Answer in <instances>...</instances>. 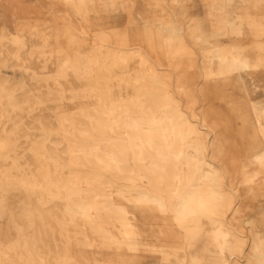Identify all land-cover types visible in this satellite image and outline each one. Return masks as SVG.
<instances>
[{
	"label": "bare ground",
	"instance_id": "bare-ground-1",
	"mask_svg": "<svg viewBox=\"0 0 264 264\" xmlns=\"http://www.w3.org/2000/svg\"><path fill=\"white\" fill-rule=\"evenodd\" d=\"M72 1L99 12L91 0ZM162 2L140 5L157 13ZM208 12L209 44L186 53L179 36L187 23L195 29L191 15H173L166 45L164 24L145 13L141 27L119 29L114 18L99 29L102 46L75 51L80 67L42 61L29 71L33 85L0 74V125L19 115L0 129V264H264V100L251 102L253 133L233 135L250 140L245 161L224 167L226 135L213 129L209 140L203 114L184 109L203 85L173 68L186 54L203 82L241 70L244 90H264V0H223ZM20 18L12 33L0 32L1 54L8 42L19 58L28 43L29 59L68 58L48 43V23ZM51 105L44 121L40 111ZM30 115L41 141L31 159L17 142Z\"/></svg>",
	"mask_w": 264,
	"mask_h": 264
},
{
	"label": "rangeland",
	"instance_id": "rangeland-1",
	"mask_svg": "<svg viewBox=\"0 0 264 264\" xmlns=\"http://www.w3.org/2000/svg\"><path fill=\"white\" fill-rule=\"evenodd\" d=\"M223 0H186L181 2H174L173 0H163L161 7L158 8L157 13L149 11L147 6L140 5L143 3V0H117V2L122 3L124 7H116V11L112 6L106 5L110 0H91V6H100L99 12L96 9L85 10L82 7L75 6L72 0H35L36 5L40 8V14L26 12L24 15L40 17L41 23H48L50 28L47 29L46 38H48V43L53 42L55 47H61L62 50L68 55V58L63 59H29L24 56L25 49L28 46V43L25 44V49L20 50L21 57L15 58L11 56L10 52L13 50L14 46L7 42V46L1 50L2 54L0 56V74L3 75L8 83H14L17 81L23 82L26 81L27 85H33L29 81L30 69H37L41 67L42 61L54 62L58 61L64 63L63 67L67 68H76L80 67L77 63H82V58L73 57L76 53L75 51L86 50L90 47H100L102 44L98 40L97 31L99 29H109L112 27L114 18H117V23H119V29L129 28L130 21L134 24H138L141 27L142 14H151L152 17H148V21L158 19L161 23L164 24L165 34L164 44H168L173 35H170V30L177 28L176 18L174 14L180 15L181 13L191 15L192 22L195 26V29L189 27V23L182 26L181 30L183 36L181 38V44H184L187 48L184 49L185 53L189 52L192 49V46L206 47L211 40V27L209 17H212L215 14V10L209 15L208 6L210 3L217 8ZM238 0H232L236 2ZM110 7V8H109ZM121 7V8H120ZM145 7V8H144ZM106 11V13H105ZM110 11V12H109ZM99 14V21L96 16ZM158 15V16H157ZM168 18V21L165 20ZM213 18V17H212ZM22 18H13L14 24L21 21ZM146 19V20H147ZM181 22L179 21V25ZM219 30V29H218ZM3 31V30H1ZM140 30H138L139 32ZM12 33V32H11ZM141 37L145 39V35L140 32ZM215 34H219L218 31ZM74 39V41H72ZM32 44H38L36 41H32ZM141 43H134L132 46H139ZM158 54H160L159 48L155 47ZM220 54L222 52L218 50ZM188 54V53H187ZM189 58L186 54L182 55L178 59V63L173 65V68L176 72V76H181L185 80L190 81V83L198 84V86L203 85V89L195 92L197 97V103L192 107L184 108L189 111H196L197 113L203 114L206 118V122L202 125L200 132H202L205 137L211 140L213 138V129L217 132H221L226 135L225 148L223 150V155L221 156V161L223 166H234L239 162L245 161L242 157L241 149L243 146L242 142H248L250 140L241 141L238 137H233L238 131L243 134H252L253 126L252 120L254 118L252 113L251 102L264 100V90H257L256 92L246 91L243 88V84L237 80V76L240 74L241 70H237L235 73H232L231 78H227V75H213L211 80H200L198 77V69L196 66H191L189 63ZM76 63V64H75ZM23 68H27L25 72ZM48 69H51V66H48ZM253 78L261 79L258 73H252ZM192 77L193 79L189 78ZM71 85L75 87L80 86L81 83L73 79L72 75ZM214 83L215 87L212 88L211 84ZM264 84V81H260ZM68 86V84H64ZM93 87L92 84H89ZM185 102L186 98L181 97ZM52 105L44 108L40 111V115L43 117L44 121L50 119V110ZM19 115L11 116L7 121L0 125L4 129L10 130L11 124L17 122ZM23 124L18 130V149L26 150V157L31 159V154L29 153V148L33 145V142L40 141V131L35 125L34 118L30 116H24ZM243 120H249L243 122ZM251 121V122H250ZM19 122V121H18ZM26 128V130L24 129ZM27 131L28 135L25 138L23 136L24 132ZM238 134V133H237ZM51 142L54 140L53 136L50 137ZM231 157L230 161L228 157ZM225 169V168H224Z\"/></svg>",
	"mask_w": 264,
	"mask_h": 264
},
{
	"label": "crops",
	"instance_id": "crops-1",
	"mask_svg": "<svg viewBox=\"0 0 264 264\" xmlns=\"http://www.w3.org/2000/svg\"><path fill=\"white\" fill-rule=\"evenodd\" d=\"M26 12L39 13L35 0H0V32L9 34L13 31V18L23 16Z\"/></svg>",
	"mask_w": 264,
	"mask_h": 264
}]
</instances>
